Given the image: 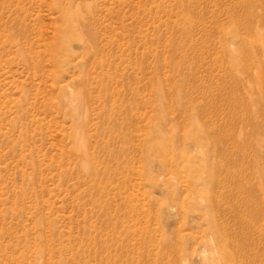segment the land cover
<instances>
[{
  "label": "rangeland",
  "instance_id": "374dc122",
  "mask_svg": "<svg viewBox=\"0 0 264 264\" xmlns=\"http://www.w3.org/2000/svg\"><path fill=\"white\" fill-rule=\"evenodd\" d=\"M0 264H264V0H0Z\"/></svg>",
  "mask_w": 264,
  "mask_h": 264
}]
</instances>
